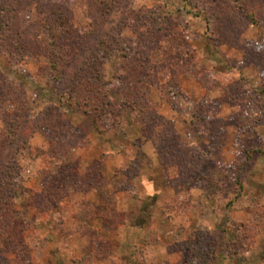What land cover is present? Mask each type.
<instances>
[{
  "label": "rangeland",
  "instance_id": "374dc122",
  "mask_svg": "<svg viewBox=\"0 0 264 264\" xmlns=\"http://www.w3.org/2000/svg\"><path fill=\"white\" fill-rule=\"evenodd\" d=\"M256 87L264 88V0H0V264H100L119 247L124 264L157 262L156 238L123 243L109 226L94 228L103 220L83 207L99 217L111 197L125 221L111 231L125 225L130 214L116 204L141 187L145 141L159 143L168 172L176 168L171 184L198 190L166 204L170 221L200 212L190 227L155 230L176 255L167 264H264ZM200 114L210 120L197 127ZM242 114L256 122L244 125ZM195 137L202 143L190 146ZM111 148L126 158L112 171ZM146 214L129 217L132 226L150 228ZM198 233L208 235L196 258L188 243Z\"/></svg>",
  "mask_w": 264,
  "mask_h": 264
},
{
  "label": "crops",
  "instance_id": "0c3cea01",
  "mask_svg": "<svg viewBox=\"0 0 264 264\" xmlns=\"http://www.w3.org/2000/svg\"><path fill=\"white\" fill-rule=\"evenodd\" d=\"M185 93V92H184ZM187 95V93H185ZM188 96V95H187ZM181 99H179V103H183V96H180ZM182 108V105L181 107ZM188 110V109H187ZM175 125L178 126V122L175 121ZM185 122V121H184ZM191 123V121H189ZM188 122H185L184 124L188 126L190 124ZM192 127V125L190 124ZM183 128V127H182ZM184 129V128H183ZM190 146H196L198 143L200 144L201 140L198 138H191L190 140H187ZM202 143V142H201ZM110 147H117L116 143H113L112 141L109 142ZM109 150V153L107 155H112L110 157V160L112 162H108L107 166L109 167L110 171H112L111 168H118V164L122 163L126 160V158L123 155H114L113 152ZM141 150L145 154L146 157H148V160L150 162V165H146V169H141L140 173V189L136 188L134 185L133 188H130L129 190H125L124 193H127V198L126 205L124 204L121 205L119 202L116 204L118 211L122 210L124 213H129L130 215L127 216V222L125 225H122L119 227V229L111 231L112 229H108V231L114 236H116L119 240H121L123 243L131 242V245L139 246L141 244H145V242L151 240L153 237L156 238L157 240V245H159V248L161 251L157 253L159 255V260L157 262H154L153 264H167V260L169 258H174L176 255L174 253H169L168 251H165L166 248L165 246V240L166 237H162V234H159L160 231H155L158 227V225L163 229L161 232L164 230L167 231L170 228H173V224H178L183 222V225L186 226V228L190 227L192 224L191 222L193 221L192 218L194 216H197L200 214V212L193 213L192 207L188 210L187 214H174V219L170 221L171 217V210L168 206H166L167 202H172V201H177L181 202V200L186 199L189 193L193 195L196 193L198 190L197 188L194 187H187V186H177L174 184H171L168 180H172L177 176V171L176 168H170L169 172L168 169L164 168L161 166L160 159L158 157V153L155 149V145L153 144L152 141H145L141 145ZM123 156V157H122ZM96 160V159H95ZM107 170H105L106 173ZM138 194V195H136ZM140 195L143 196L144 198L140 200ZM96 197V195L94 196ZM120 196L118 195L117 199ZM138 197V198H137ZM158 201L154 203V206L149 205L147 199H152V198H157ZM137 198V199H136ZM147 198V199H145ZM174 198L176 200H174ZM96 207H101V201L99 199H96L93 201ZM141 203L142 206L141 208L137 207V203ZM206 208L203 214V217L208 218V222L210 221V197H206ZM145 208V209H144ZM149 211L150 217L147 222H150L151 229L149 227L146 228H138L135 226H132L131 224V219L129 217H135L136 214H141L143 217H147L146 211ZM171 211V212H170ZM148 218V217H147ZM99 220V219H98ZM100 221V220H99ZM96 221V225L99 224V226H96L94 228L98 229L99 228L102 230L103 223L102 221ZM187 223V224H186ZM208 224V223H207ZM158 233V234H157ZM164 235V234H163ZM172 235V234H171ZM155 236H158L155 237ZM164 238V239H162ZM168 238V237H167ZM171 238V241L174 239V237L170 236L167 240L169 241ZM181 239V238H180ZM125 256H127V250L121 249L120 247L115 249L113 252H110L106 258L101 262L100 264H124L122 263V259ZM151 264V263H150Z\"/></svg>",
  "mask_w": 264,
  "mask_h": 264
},
{
  "label": "trees",
  "instance_id": "16d2710c",
  "mask_svg": "<svg viewBox=\"0 0 264 264\" xmlns=\"http://www.w3.org/2000/svg\"><path fill=\"white\" fill-rule=\"evenodd\" d=\"M237 10L240 8V6L239 5H237ZM235 8V9H236ZM247 16L248 17H254V16H249L248 14H247ZM255 19H253L252 18V20H253V22L254 23H259V19H256V17H254ZM205 74H206V76L209 78V80H210V74H209V72H205ZM208 86H210V83H208L207 82V86H206V88H210V87H208ZM133 88H131L130 89V91L132 90ZM134 90V89H133ZM133 90H132V92H133ZM169 93H172L173 91H172V88H170L169 90ZM140 92H141V90H140V88H137V90H136V95H138V94H140ZM182 93H180V95H181ZM135 95V96H136ZM138 98L140 99V97L138 96ZM249 100H250V102L252 103V104H258V105H261V107H263L264 106V88L263 87H256V88H253L252 89V91L250 92V95H249ZM126 103H128V105H130V102L129 101H126ZM136 106H138V108H139V106H141V104H137L136 103ZM204 105H201L200 106V109H199V111L201 110V109H204ZM134 108V107H133ZM134 110H137L136 108H134ZM145 113H147L146 111H144L143 110V108L141 107L140 109H138V111H136V114H137V117L139 118V119H142V120H144L143 119V117L145 116ZM198 115V114H197ZM196 115V113H195V110H194V117L195 116H197ZM205 115V114H204ZM203 114H200V122H197L196 124H197V127H200V126H202L201 125V122H203V123H207L208 122V120H210V119H208L207 118V116L205 115L204 116ZM198 117V116H197ZM208 120H207V119ZM242 120H243V122H244V125H247V124H249V123H253V122H256V121H248L249 119H248V116H246L245 114H242L241 115V117H240ZM161 136H160V138H159V141L161 140L162 142H164L163 140H165V142L167 141L165 138H164V134H160ZM153 140H155V139H153ZM156 141V140H155ZM154 141V142H155ZM164 142V143H165ZM155 145H156V150H157V152L160 154V157H161V162H162V165H163V167L164 168H166V169H168V163H166L165 162V156H163V154L161 153V151H160V148H159V146H157V145H159V143H157V142H155ZM158 148V149H157ZM199 156H200V158L202 159V157H203V155H200L199 154ZM99 175H100V173H99ZM100 177V176H99ZM97 188V187H96ZM97 190L99 191V196L102 198V200L104 199H107L108 198V195L107 194H105L104 193V191L103 190H101V188L100 187H98L97 188ZM110 198V203H109V211L108 212H106V214H104V215H101V213H99V217H98V215L96 214V211L94 210V208L91 206V205H85V206H83V207H86V208H88L87 209V211H88V213H87V216L89 217V218H91L90 216H93L94 218H91V219H95V218H97V219H101V220H103V224L104 225H107V226H109L110 228H115V227H117L119 224H124V222L125 221H123V219H122V216H120V213H116V211H115V208H114V203H113V199L111 198V197H109ZM98 210V209H97ZM101 209H99L98 211H100ZM96 214V215H95ZM263 217H264V215H262ZM264 219V218H263ZM90 221V220H89ZM91 222V221H90ZM104 230H108V227H105L104 228ZM89 231L91 232V234H95L96 235V237H100L99 239L100 240H102V237H101V235H102V233L101 232H97L94 228L93 229H90L89 228ZM87 233H88V231H87ZM101 233V234H100ZM208 234L207 233H202V234H200V233H198L197 234V236H196V238H195V240L194 241H192L191 243H188V245L190 246L193 242H195V245L194 244H192L193 246L192 247H190V248H188V250H192V251H195V252H193V254L195 253L196 255H199L198 257H196V258H199V257H202L201 256V252H200V250H201V248H203L202 247V244H203V242H206L205 241V238H206V236H207ZM209 244L211 245V242H209ZM196 249V250H195ZM98 256H100V255H98ZM193 256V255H192ZM106 256H103V257H101L102 259H104ZM204 260H206V259H204ZM193 261V262H192ZM191 262L193 263V264H197L196 262H195V260H192Z\"/></svg>",
  "mask_w": 264,
  "mask_h": 264
}]
</instances>
